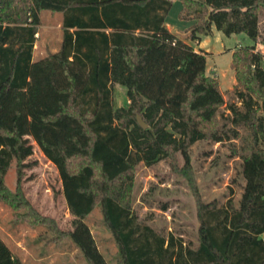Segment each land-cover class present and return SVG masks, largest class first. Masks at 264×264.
I'll return each mask as SVG.
<instances>
[{"label":"trees","instance_id":"1","mask_svg":"<svg viewBox=\"0 0 264 264\" xmlns=\"http://www.w3.org/2000/svg\"><path fill=\"white\" fill-rule=\"evenodd\" d=\"M195 19L189 39L243 32L252 44L232 51L240 108L229 103L232 127L217 125L224 103L206 52L170 31L172 0H0V199L16 220L39 215L4 182L33 152V135L61 180L72 227L66 232L88 264H107L85 221L98 204L121 264H264V52L259 10L264 0H179ZM60 12L56 51L33 60L41 10ZM126 106L115 105L114 84ZM140 119L146 127L140 125ZM244 179L236 202L197 200L198 243L141 221L129 204L135 166L152 165L199 139L237 137ZM21 211V212H20ZM0 264H26L0 237Z\"/></svg>","mask_w":264,"mask_h":264},{"label":"rangeland","instance_id":"2","mask_svg":"<svg viewBox=\"0 0 264 264\" xmlns=\"http://www.w3.org/2000/svg\"><path fill=\"white\" fill-rule=\"evenodd\" d=\"M182 14L181 2L172 0L165 17L166 26L195 49L205 50V71L218 80L224 98V103L216 110V124L232 127L228 104L242 107L241 100L236 96L242 87L235 85L231 67L232 51L239 45L252 44L253 40L243 32L225 34L212 26L211 33L199 35L197 41H192L189 35L195 19L182 18ZM61 16L60 12L45 9L39 12V24L42 25L40 38L49 45L50 50L59 47V33L50 25L61 23ZM259 28L261 34L256 48L264 52V6L259 10ZM125 90L121 84L113 85L115 105L128 104ZM258 112L264 113L262 109H258ZM237 131V137L219 141L204 138L193 142L188 147V164L180 151L152 165L140 161L134 169L129 196V204L138 218L165 235L173 232L196 246L197 200L216 199L219 204H224L229 197L237 202L241 195L244 179L238 151L245 129L238 126ZM28 138L33 152L23 159L19 168L15 160L11 162L4 182L12 192L17 190L39 215L53 222L52 225H30L24 220H16L15 210L0 199V237L12 254L26 264H88L66 234L72 227L73 217L66 205L58 171L33 135L28 134ZM85 221L107 264H121L117 259V246L98 204Z\"/></svg>","mask_w":264,"mask_h":264},{"label":"crops","instance_id":"3","mask_svg":"<svg viewBox=\"0 0 264 264\" xmlns=\"http://www.w3.org/2000/svg\"><path fill=\"white\" fill-rule=\"evenodd\" d=\"M40 26L42 27L41 24L38 25V30L36 32V40L33 46V51H32V59L33 60H38L42 57H44L45 55H47L49 52H53L56 51L55 50H50L49 45H47V43H45V41L41 40L40 38ZM51 27L54 26V28H56V32L59 33V46H60V42H61V36H62V29H61V23L57 22L56 25H50ZM42 44V45H41ZM41 45V47H40Z\"/></svg>","mask_w":264,"mask_h":264},{"label":"water","instance_id":"4","mask_svg":"<svg viewBox=\"0 0 264 264\" xmlns=\"http://www.w3.org/2000/svg\"><path fill=\"white\" fill-rule=\"evenodd\" d=\"M139 122H140V125H141L142 127H146L147 124H146L145 122H143L141 119H140Z\"/></svg>","mask_w":264,"mask_h":264}]
</instances>
